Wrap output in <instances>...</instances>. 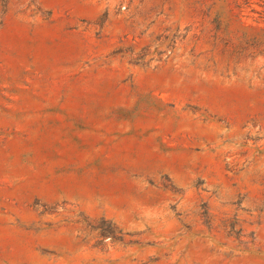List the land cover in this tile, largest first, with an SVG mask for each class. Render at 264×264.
<instances>
[{"label":"rangeland","instance_id":"1","mask_svg":"<svg viewBox=\"0 0 264 264\" xmlns=\"http://www.w3.org/2000/svg\"><path fill=\"white\" fill-rule=\"evenodd\" d=\"M0 264H264V0H0Z\"/></svg>","mask_w":264,"mask_h":264}]
</instances>
